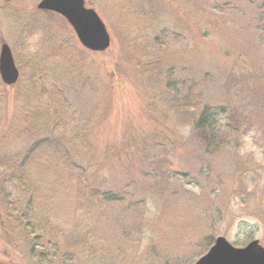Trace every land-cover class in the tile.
Here are the masks:
<instances>
[{
  "label": "rangeland",
  "instance_id": "374dc122",
  "mask_svg": "<svg viewBox=\"0 0 264 264\" xmlns=\"http://www.w3.org/2000/svg\"><path fill=\"white\" fill-rule=\"evenodd\" d=\"M41 1L0 0V48L20 76L0 83V156L26 162L33 206L0 204V264H196L219 236L264 247V21L249 22L255 9L212 11L220 20L204 39L211 25L197 0H85L111 39L96 53L60 15L37 10ZM204 106L206 137L194 128ZM90 149L93 163L115 149L107 182L55 171L58 154ZM98 185L125 196L90 214L74 188L89 195Z\"/></svg>",
  "mask_w": 264,
  "mask_h": 264
},
{
  "label": "trees",
  "instance_id": "16d2710c",
  "mask_svg": "<svg viewBox=\"0 0 264 264\" xmlns=\"http://www.w3.org/2000/svg\"><path fill=\"white\" fill-rule=\"evenodd\" d=\"M204 1H208L207 3H203ZM197 6L199 11H205L201 12L202 17L206 16L205 23L208 25H211L209 30H204L201 32V35L204 39H207L209 37V33L216 29L219 19L212 20V11L216 13L217 10H219V7L222 8L224 12L222 13H228L227 11H230L234 9L237 5H240V3H246L248 6H252L253 9H255V13L250 15L247 19H249V22H262L264 21V0H197ZM208 7H210L208 10H206ZM218 12V11H217ZM216 15H218L216 13ZM210 16V18H209ZM209 18V20H208ZM225 23V22H224ZM227 24V23H225ZM219 110L224 113L223 109L220 108ZM212 110L208 106H204L202 108V112L200 114L196 115V118L194 120V128L198 130L199 132L204 133V136L206 137V128L208 129L210 127V122L212 119ZM88 124V123H86ZM84 126H82V129ZM75 137V135H74ZM73 137V138H74ZM75 139V138H74ZM88 142V137H84L83 141ZM79 142V141H76ZM58 141H55V145L58 146ZM67 145H69V142H67ZM57 148V147H56ZM63 151V150H62ZM61 151V152H62ZM115 149L111 151H107L105 153L106 155L100 162L93 163V159L90 158V156L93 155L92 149L85 152L84 154H79L78 152H70L66 151L64 154H58L57 157L59 159H55V171H57L59 174L64 173L63 168H67L68 172H70L73 176V181L86 182L87 179L92 180L93 185L105 183L107 182L106 175L104 177V171L105 167L108 165L109 162H112L117 156L114 153ZM30 152H28L29 154ZM84 159H86L84 161ZM10 162V163H8ZM8 163V164H6ZM21 161H10L8 157L5 155V157L0 156V169H7L9 170L8 173L10 176H6V178H0V204H4L10 209H18V206L24 207L25 212L29 213L30 210L33 209V206L28 204L26 202V194H25V172L22 168L26 166V162ZM80 163V164H77ZM68 166V167H67ZM84 184V183H83ZM96 187V188H95ZM106 187V186H105ZM94 188V189H93ZM75 192H77V195L81 197L82 202H84V209H86L87 213L92 214H99V211L104 210V208L109 203H118L122 201L123 196L121 193L113 192L112 190H105V188H102L101 185L97 186H91L89 188V195L86 194L83 187L78 188L75 186L74 188ZM88 195V198L86 199V196ZM81 204V203H80ZM18 219V218H17ZM16 219V220H17ZM19 221V220H18ZM3 236V235H2ZM86 243V242H85Z\"/></svg>",
  "mask_w": 264,
  "mask_h": 264
},
{
  "label": "water",
  "instance_id": "95a60500",
  "mask_svg": "<svg viewBox=\"0 0 264 264\" xmlns=\"http://www.w3.org/2000/svg\"><path fill=\"white\" fill-rule=\"evenodd\" d=\"M36 8L61 15L87 51L102 53L109 48L111 39L107 29L95 11L85 7V0H42ZM18 75L10 48L4 44L0 49L1 82L6 86L14 85L19 79ZM197 264H264V248L258 241H252L236 249L226 239L219 237Z\"/></svg>",
  "mask_w": 264,
  "mask_h": 264
}]
</instances>
